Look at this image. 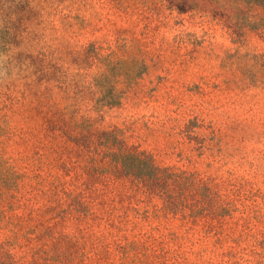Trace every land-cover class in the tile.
<instances>
[{"label":"rangeland","instance_id":"rangeland-1","mask_svg":"<svg viewBox=\"0 0 264 264\" xmlns=\"http://www.w3.org/2000/svg\"><path fill=\"white\" fill-rule=\"evenodd\" d=\"M0 264H264V4L0 0Z\"/></svg>","mask_w":264,"mask_h":264},{"label":"trees","instance_id":"trees-1","mask_svg":"<svg viewBox=\"0 0 264 264\" xmlns=\"http://www.w3.org/2000/svg\"><path fill=\"white\" fill-rule=\"evenodd\" d=\"M235 1L243 2V3L249 4V5H255V6H259V5H263L264 4V0H235ZM246 26L251 27V23H248V25H246ZM119 102H120V98L117 99V101H115L113 103L114 104L113 106L119 104ZM107 106L113 107L112 104H109Z\"/></svg>","mask_w":264,"mask_h":264}]
</instances>
